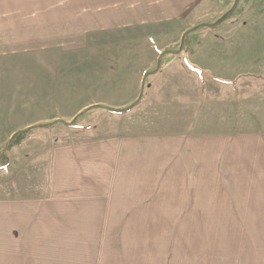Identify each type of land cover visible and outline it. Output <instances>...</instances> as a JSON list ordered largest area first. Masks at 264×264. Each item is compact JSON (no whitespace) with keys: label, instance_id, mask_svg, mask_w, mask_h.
<instances>
[{"label":"crops","instance_id":"1","mask_svg":"<svg viewBox=\"0 0 264 264\" xmlns=\"http://www.w3.org/2000/svg\"><path fill=\"white\" fill-rule=\"evenodd\" d=\"M196 2L0 0V79H3L0 110L18 109L19 100L13 95L26 94L29 98L25 100L32 101V95L42 94L46 96L47 107L57 110H53L57 120L71 122L92 109H103L116 116L131 114L137 121L130 123L128 131L139 134L158 126L159 135L147 140L148 144L155 141L160 146L178 139L172 128L177 125L175 120L184 119L191 130L193 111L200 110L205 123L215 109L206 124L215 125L219 132L213 150L215 215L217 221L234 225L232 250L226 256L223 252L218 264H264V56L250 60L238 50L233 60L226 61L231 63L227 70L216 64L222 61L223 54L213 48L222 40L210 39L206 47L202 44L196 59L200 62L209 59L215 65L194 63L193 49L183 48V35L192 24V6ZM170 46L181 47L182 51L168 52ZM148 75L152 81L146 93L150 94L157 85L159 93L165 95L160 102L147 99L138 102L142 93L144 96ZM180 76L190 82L183 85ZM211 84L217 88L232 86L219 89L215 93V106L210 105L207 111ZM172 87L180 89L176 91L179 96L172 99L173 104L167 103ZM104 93L123 94L126 103L111 107L99 104L102 100L94 97L88 100L81 97ZM134 103L135 107L127 112L111 110L126 109ZM54 119L41 123L57 121ZM33 125L37 123L21 129ZM19 130L11 131L6 141ZM139 139H99L51 149L49 201L62 194L78 198L81 204L107 199L117 171L127 176L135 164L143 167L146 147ZM200 140L207 142L209 137ZM158 146L149 145L150 152L159 151L162 147ZM205 215L201 208V221L207 220ZM237 222L251 224V231L242 229L239 246L234 243ZM81 237L89 238L83 234Z\"/></svg>","mask_w":264,"mask_h":264},{"label":"rangeland","instance_id":"2","mask_svg":"<svg viewBox=\"0 0 264 264\" xmlns=\"http://www.w3.org/2000/svg\"><path fill=\"white\" fill-rule=\"evenodd\" d=\"M195 1L192 24L189 23L183 35V48L193 49L194 63L215 65L209 59L203 58L202 62L196 59L202 44L206 47L210 39L222 40L213 48L223 54L222 61L216 64L227 70L231 63L226 61L233 60L238 50L241 56L251 57L250 60L264 56V0ZM233 6L236 7L225 24L217 29L209 27L228 15ZM173 48L176 47L166 50ZM180 78L183 85L190 82L188 78ZM149 81L152 79L148 75L142 100L165 98L157 85L151 88L150 94L146 93ZM231 86L217 88L211 84L206 110L209 111L210 105L215 106V93L219 89ZM176 91L180 89L172 87L167 103H174L172 99L179 96ZM13 97L19 100L18 109L0 110V159L11 131L56 117L53 111L56 109L47 107L46 96L42 94L32 95V101L25 100L29 98L26 94ZM81 97L105 100L98 103L111 107L126 103L123 94H84ZM192 113L194 126L191 130L190 125L185 126L184 119L175 120L177 125L172 128L177 131L178 139L160 146L155 141L148 144L147 140L155 139L160 127L153 126L151 133L137 134L128 131L130 123L137 121L131 114L116 116L103 109H92L79 117L77 129L63 124L37 129L22 144L12 147L6 153L10 164L0 170V264H218L223 252L226 256V252L232 250L234 228L233 223L217 221L215 215L216 152L213 150L219 132L215 125L206 126L210 118L204 123L200 110ZM126 137L140 138L146 147L143 167L135 164L127 176L117 171L107 199L82 201L81 204L78 198L62 194L49 201L51 149ZM206 137L209 141L200 140ZM151 144L162 148L150 152ZM201 208L206 213L205 221L200 220ZM250 227L249 223H236V245H240L242 229L249 232ZM81 234L89 238L83 239ZM207 247L210 248L208 253Z\"/></svg>","mask_w":264,"mask_h":264},{"label":"trees","instance_id":"3","mask_svg":"<svg viewBox=\"0 0 264 264\" xmlns=\"http://www.w3.org/2000/svg\"><path fill=\"white\" fill-rule=\"evenodd\" d=\"M236 7V6H235ZM234 6L232 7V9L230 10V13L228 15H224L221 19H219V21H217L215 24H213L212 26L209 25V27L212 28H217L220 25H222L223 23L225 24L226 20L229 19V17L232 15L233 9L235 8ZM182 51L181 47L177 48V49H173L172 51H168V52H173L176 54H179ZM143 97V93L141 94L139 101L142 100ZM136 103H134L133 105L129 106L126 109H111L112 111L115 112H127L128 110L132 109L133 106H135ZM79 119V117H77L76 119H74L71 122H67L64 120H57V121H53V122H48V123H41V124H37V125H33L29 128L23 129L19 132H17L5 145V147L3 148L2 152H1V159H0V169H4L6 168L10 162L6 157V153L15 145H20L24 142L25 139H27L28 137H30V135L37 129H46V128H52L54 126H56L57 124H65L71 127L77 126V120Z\"/></svg>","mask_w":264,"mask_h":264}]
</instances>
